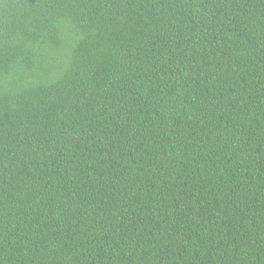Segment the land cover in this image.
I'll use <instances>...</instances> for the list:
<instances>
[{
    "label": "trees",
    "instance_id": "1",
    "mask_svg": "<svg viewBox=\"0 0 264 264\" xmlns=\"http://www.w3.org/2000/svg\"><path fill=\"white\" fill-rule=\"evenodd\" d=\"M0 264H264V0H0Z\"/></svg>",
    "mask_w": 264,
    "mask_h": 264
}]
</instances>
